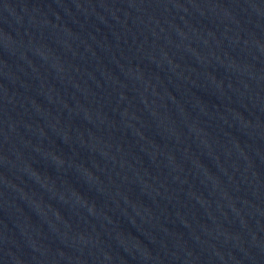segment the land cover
I'll list each match as a JSON object with an SVG mask.
<instances>
[{
	"label": "water",
	"instance_id": "water-1",
	"mask_svg": "<svg viewBox=\"0 0 264 264\" xmlns=\"http://www.w3.org/2000/svg\"><path fill=\"white\" fill-rule=\"evenodd\" d=\"M0 141L88 264H264V0H0Z\"/></svg>",
	"mask_w": 264,
	"mask_h": 264
}]
</instances>
